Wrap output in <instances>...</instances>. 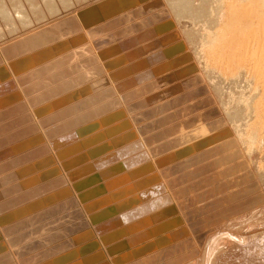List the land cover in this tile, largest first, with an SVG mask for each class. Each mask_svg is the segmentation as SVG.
<instances>
[{
	"label": "rangeland",
	"instance_id": "obj_1",
	"mask_svg": "<svg viewBox=\"0 0 264 264\" xmlns=\"http://www.w3.org/2000/svg\"><path fill=\"white\" fill-rule=\"evenodd\" d=\"M42 2L25 23L0 13V264H264V134L243 120L262 87L199 56L211 13L207 25L168 0ZM23 40L35 46L22 54ZM200 122L228 135L211 152L167 150Z\"/></svg>",
	"mask_w": 264,
	"mask_h": 264
},
{
	"label": "bare ground",
	"instance_id": "obj_2",
	"mask_svg": "<svg viewBox=\"0 0 264 264\" xmlns=\"http://www.w3.org/2000/svg\"><path fill=\"white\" fill-rule=\"evenodd\" d=\"M21 1V0H20ZM25 2H19L18 4L15 3L17 2L15 0H0V13L4 12V10L8 13H14L15 14H19L20 16L22 15L24 17V19L22 20L21 18H23L22 16L19 17V20H22V23L30 18V14L34 13L36 14L35 16H37V13H43V15H45V11L43 12V9L38 10L37 6L41 3V1H43V5L45 4L46 6H43L47 11L46 13H48L49 11L51 12H55L58 10L57 9V3H53L54 0H31L28 2H26V0H24ZM53 1V2H52ZM63 1V0H62ZM80 1V0H79ZM167 1V0H166ZM67 2V0H66ZM71 2V1H69ZM170 2V6L172 7H176L175 9L178 11V13L176 14H180L181 11H184V15H186L189 20H192L191 22H194L192 24H196L197 22H202L203 20H205V18L207 19L208 15L210 16L209 19V24L205 23L207 25H209V27L206 26L207 30L203 33L204 34V38L202 39V37L200 38L199 35L197 34L198 37L201 39V44H199L200 46V55L201 58L203 60L206 61V63L212 65V69L214 68L215 70H219L221 73H225L226 75H230V77H232V79H234L233 77L235 75H239L240 73L246 72L247 75L251 76L253 78V80L257 79L256 81H258V85L261 86L262 88H260V90L258 91L256 87V91L255 93L253 92V96L250 98V100H246L248 101V112H245V114H248V116L245 118H243L244 121H247V119L249 118L250 123H248L249 126V134L250 136L254 135V136H259L260 134H264V0H168V3ZM205 2V3H204ZM13 3H15L14 5H18V6H14ZM59 3V2H58ZM61 3V2H60ZM59 3V4H60ZM63 3V2H62ZM167 3V4H168ZM64 4V3H63ZM63 4H60L63 5ZM71 4V3H70ZM204 4V5H203ZM72 5V4H71ZM175 5V6H174ZM211 5V9L206 6ZM12 6V7H11ZM36 6V7H35ZM63 6H67L66 4ZM62 6V7H63ZM70 6V5H69ZM168 6V5H167ZM178 6V7H177ZM40 8V5H39ZM170 9V8H169ZM174 9V11H175ZM210 9V10H209ZM14 11V12H13ZM173 11V10H172ZM180 11V12H179ZM7 13L4 12L5 16L7 15ZM8 13V14H9ZM56 13V14H57ZM173 13V14H175ZM3 14V13H2ZM52 14V13H51ZM11 15V14H9ZM7 15V17L9 18L10 16ZM54 15V14H53ZM17 16V15H16ZM179 16H183V15H179ZM6 17V18H7ZM34 17V15H33ZM42 17V16H41ZM40 17V18H41ZM11 18V17H10ZM18 18V17H17ZM39 18V19H40ZM184 18V16H183ZM3 19V18H2ZM12 19V18H11ZM44 19V18H43ZM177 19V18H176ZM180 19V17H179ZM185 19V18H184ZM187 19V18H186ZM207 19V20H208ZM29 21V20H27ZM74 21V20H73ZM21 22V21H20ZM25 23V22H24ZM202 24V23H201ZM204 24V22H203ZM52 26V25H51ZM49 27V26H48ZM53 27V26H52ZM51 28V27H49ZM203 28V27H202ZM204 28V29H206ZM44 29V28H43ZM202 29V30H204ZM56 30V29H55ZM195 30V29H194ZM49 30L44 31L47 34L44 33V35L40 37L39 41H37L35 43L36 40H32V42L34 44H36L37 46H41L42 44H47L49 43V41L51 40L50 36H49ZM192 33L194 32L193 30H191ZM197 31V30H196ZM195 31V32H196ZM15 32V31H14ZM56 34V31H54ZM54 32H52L51 34H53ZM203 32V31H201ZM11 33V32H10ZM58 33V32H57ZM200 33V32H199ZM38 34V33H37ZM43 34V32H42ZM191 34V32H190ZM196 34V33H195ZM202 34V35H203ZM10 35V34H9ZM30 36V35H29ZM36 36V35H35ZM194 36V35H193ZM193 36H191L193 38ZM1 37V36H0ZM85 37V36H84ZM195 37V36H194ZM197 37V36H196ZM53 38V37H52ZM86 38V37H85ZM197 38V39H199ZM30 39V38H29ZM34 39V38H33ZM54 39V38H53ZM52 39V40H53ZM196 39V40H197ZM20 40V39H19ZM83 40V39H82ZM190 40V39H189ZM200 41V40H199ZM31 42V43H32ZM68 42V41H67ZM90 42V41H89ZM193 42V41H192ZM29 41H21L18 43V45H23V47L21 48L22 50V54L28 50V48L32 49L31 47L35 46H30L29 47ZM32 43V44H33ZM73 43V42H71ZM79 43V42H78ZM196 43V42H195ZM31 44V45H32ZM17 45V46H18ZM69 44L65 43L64 47H61V50L64 51L67 46ZM198 45V44H197ZM10 46V45H9ZM16 46V45H15ZM36 46V47H37ZM14 47V46H12ZM21 47V46H20ZM45 48V47H44ZM49 48V47H48ZM64 48V49H63ZM5 49V48H4ZM29 49L28 52H31V50ZM7 50V49H6ZM52 50V54H55L54 56L57 55V45H55V47L53 46V49L51 47ZM5 51V50H4ZM9 51V50H8ZM3 52V51H2ZM18 52V51H17ZM16 52V53H17ZM27 52V53H28ZM87 53V52H86ZM6 54V53H5ZM12 54V53H11ZM19 54V53H18ZM51 54V55H52ZM90 54V53H89ZM21 55V54H20ZM5 55L3 54L2 57H4ZM9 56L6 55V57ZM70 56V54H69ZM87 56V55H86ZM89 57V55H88ZM41 58V57H40ZM69 57H67L66 59L68 60ZM71 58V57H70ZM199 58V57H198ZM46 59V58H45ZM48 59V58H47ZM46 59V60H47ZM90 59V57H89ZM44 60V61H46ZM63 60L65 62H69V60ZM86 60V59H85ZM91 60V59H90ZM200 60V59H199ZM201 60V61H203ZM5 61V60H4ZM71 61V60H70ZM101 61V60H100ZM42 62V61H41ZM57 64L61 61H56ZM85 62V61H84ZM88 62V61H86ZM91 62V61H90ZM89 63H87L86 65L89 66ZM95 62V61H94ZM93 63V62H92ZM7 64V63H6ZM9 64V62H8ZM12 64V63H11ZM57 64L53 65L49 64L50 68L55 67ZM84 63L80 64V70L82 69V67H86L81 66ZM91 65V64H90ZM209 65V66H210ZM15 66L19 67L18 64ZM43 67V66H42ZM208 67V66H207ZM206 67V68H207ZM11 68V67H10ZM16 68V67H15ZM96 68V67H95ZM98 68V67H97ZM102 68V67H101ZM195 68V66H194ZM12 69H14V66L12 67ZM20 70V68H17V70ZM15 70V69H14ZM16 70V71H17ZM18 70V71H19ZM78 70V71H80ZM93 70L91 69V72ZM15 72V71H14ZM219 72V74H220ZM93 73V72H92ZM102 73V72H101ZM88 74V72L86 73ZM90 74V73H89ZM83 76H85L84 78H80L79 80L81 82L79 85H82L83 83H85L88 80V76L89 75H84L82 73ZM221 75V74H220ZM242 75V74H240ZM245 75V74H244ZM246 76V75H245ZM91 76H89L90 78ZM229 77V76H227ZM239 77V76H238ZM244 77V76H243ZM246 78V77H245ZM255 78V79H254ZM91 79V78H90ZM236 79V78H235ZM237 79H240L237 78ZM247 79V78H246ZM86 80V81H85ZM238 81V80H237ZM236 81V82H237ZM247 81V80H246ZM89 82V81H87ZM10 83V82H9ZM21 83V82H20ZM78 83H74L77 85V87L79 86ZM247 83V82H246ZM250 83V82H249ZM55 83H49L48 86L54 85ZM73 84V86H74ZM104 84V83H103ZM218 84V83H217ZM257 84H255L257 86ZM215 85V84H214ZM56 86V85H55ZM90 86V85H89ZM84 87V86H83ZM87 87V86H86ZM236 87V86H235ZM252 87V86H251ZM75 88V86H74ZM79 88V87H78ZM89 88V87H88ZM255 88V87H254ZM86 89V88H85ZM95 91V90H93ZM49 92V91H47ZM73 92V91H72ZM76 92V91H75ZM82 93H84L83 91H81ZM81 92H79L81 94ZM87 92V90H86ZM218 92V91H217ZM22 93V91H21ZM24 93V92H23ZM74 93V92H73ZM78 93V92H77ZM48 95L50 93H47ZM79 94V95H80ZM76 95V96H79ZM82 95V94H81ZM250 96V95H249ZM248 96V97H249ZM74 97V96H73ZM247 97V96H246ZM79 99V98H78ZM243 99V98H242ZM249 99V98H248ZM244 100V99H243ZM242 101V100H241ZM44 102V101H43ZM240 102V100H239ZM241 103V102H240ZM246 103V102H245ZM50 105V104H49ZM236 105V104H235ZM43 106V105H42ZM48 106V105H47ZM84 106V104H83ZM23 107V106H22ZM45 107V106H44ZM46 108V107H45ZM44 109L43 113H44ZM85 108V107H84ZM245 108V107H244ZM51 109V108H50ZM49 109V110H50ZM25 110V109H24ZM48 110V109H47ZM20 111V110H19ZM42 112V111H41ZM49 112V111H48ZM43 113L42 116H43ZM227 113V112H226ZM241 113V112H240ZM243 113V112H242ZM40 114V115H41ZM244 114V113H243ZM243 114L241 116H243ZM244 114V115H245ZM45 115V114H44ZM47 115V114H46ZM50 115V113H49ZM239 115V114H237ZM234 116H236L234 114ZM234 116L232 117L230 115V117L234 118ZM241 116H236V119L241 118ZM246 116V115H245ZM243 116V117H245ZM21 117V116H20ZM44 117V116H43ZM238 117V118H237ZM43 119V118H42ZM30 120V119H28ZM240 123H242V121L240 119H238ZM236 120V121H238ZM188 121V120H187ZM204 122V121H202ZM42 123V122H41ZM194 123V122H193ZM196 123V122H195ZM201 123V122H200ZM236 123V122H234ZM238 123V122H237ZM239 123V124H240ZM246 123V122H245ZM244 122L241 124L243 127V124H245ZM16 124V123H15ZM199 124V123H198ZM40 125V124H39ZM247 125V124H246ZM42 126V125H40ZM47 126V124H46ZM196 126V125H195ZM248 126V125H247ZM39 127V126H38ZM44 127V126H42ZM191 127V125H190ZM240 127V126H239ZM37 128V127H36ZM175 128V127H174ZM235 128V127H234ZM245 128V127H244ZM247 128V127H246ZM182 130H180V132L178 131V135L176 137H174L173 140H170L171 142H169L170 144L166 146L167 150H170L172 152L175 153H179L180 155L182 153H185L186 151H202V152H211L216 144L221 141V139L226 136H224L226 133L224 132H217L215 129V127H213V124H200L199 126H196V128H180ZM247 129V130H248ZM4 130V129H3ZM239 130V129H238ZM35 131V130H34ZM225 131V130H224ZM248 134V135H249ZM228 135V134H226ZM169 137V136H168ZM223 138V139H224ZM260 138V137H259ZM222 139V140H223ZM220 143V142H219ZM167 144V143H166ZM229 145V144H228ZM225 146V145H224ZM217 147V146H216ZM223 147V145H222ZM228 148V147H227ZM221 149V148H220ZM223 149V148H222ZM230 149V148H229ZM45 150V149H44ZM190 153V152H189ZM197 153V152H196ZM172 154V153H171ZM170 154V155H171ZM187 154V153H186ZM200 157V156H199ZM202 157V156H201ZM240 167V166H239ZM56 171V170H55ZM25 172V171H24ZM32 175V174H31ZM251 175V174H250ZM40 180V179H39ZM38 180V181H39ZM41 181V180H40ZM34 182V181H33ZM32 184V183H31ZM61 184V183H60ZM63 185V184H62ZM30 186V185H29ZM20 189V188H19ZM248 190V189H246ZM244 191V190H243ZM241 191V192H243ZM16 192V191H15ZM45 192V191H44ZM211 192V191H210ZM209 192V193H210ZM239 192V191H238ZM237 192V193H238ZM240 192V193H241ZM246 192V191H245ZM11 193V192H10ZM213 192H211L210 194H212ZM240 193L238 195V197L240 196ZM210 194H208L210 196ZM234 194V193H233ZM237 195L236 198L234 196L235 199H237ZM242 195V194H241ZM245 195V194H243ZM208 196V197H209ZM23 197V196H22ZM228 198V197H227ZM233 198V197H232ZM233 198V199H234ZM220 200V199H219ZM227 200V199H226ZM228 200H231L230 198ZM191 201H193V199H191ZM224 203L225 201L222 200ZM69 202V201H68ZM70 203V202H69ZM74 203V202H73ZM195 204V203H194ZM215 205V204H214ZM69 206V205H68ZM182 206V205H181ZM213 206V205H212ZM216 206V205H215ZM239 207L241 205H238ZM207 207V206H206ZM31 208V207H30ZM178 208V207H177ZM180 208V207H179ZM234 209H236L235 207H233ZM179 210V209H178ZM202 210V209H201ZM207 210V208H206ZM232 210V209H231ZM238 210V209H237ZM181 211V210H180ZM179 211V212H180ZM200 211V210H199ZM207 212V211H206ZM48 214V212H47ZM82 214V213H81ZM182 214V212H181ZM190 214V213H189ZM187 214V215H189ZM12 216V215H11ZM184 216V215H182ZM181 218V217H180ZM179 218V219H180ZM186 218V217H185ZM195 218V217H194ZM190 219V218H189ZM184 220V219H183ZM187 220V219H186ZM182 221V220H181ZM185 221V220H184ZM190 221V220H189ZM183 222V221H182ZM188 221H185V223ZM202 222V221H201ZM206 223V222H205ZM184 224V223H183ZM198 224V223H197ZM201 224V223H200ZM204 224V223H203ZM175 225V224H174ZM199 225V224H198ZM201 226V225H199ZM198 226V227H199ZM167 227V226H166ZM173 227V226H172ZM182 227V226H180ZM178 227V228H180ZM187 227V226H186ZM190 227V226H189ZM185 228L183 226L184 231H176L177 233L175 235H173L176 241L180 238H182L183 236L185 237L187 234H189L191 231H197L196 228L197 226H192L191 228ZM202 227V226H201ZM200 227V228H201ZM166 229V228H165ZM174 229V228H173ZM191 229V230H190ZM182 230V229H181ZM1 231V230H0ZM166 231V230H165ZM168 231V230H167ZM175 232V231H174ZM173 232V233H174ZM195 233V232H194ZM3 234V233H2ZM4 236V234H3ZM21 236V235H20ZM2 237V236H1ZM197 236L194 237V239ZM188 238V237H187ZM186 238V239H187ZM193 238V237H192ZM12 239V238H11ZM174 239V238H172ZM183 240L180 241L179 244H177V248L176 251L178 250H183L184 247H186L187 245H190L189 243L192 242V240L190 241L189 238L186 240L185 238H183ZM193 239V240H194ZM17 240V239H16ZM170 238H167V241H169ZM198 242L201 243L202 247V254L204 253V260L206 262L207 260V253L210 251V241L208 243H206L207 241V236L206 235H201L200 237H197L196 239ZM16 242V241H15ZM179 242V241H178ZM159 243V242H157ZM156 243V244H157ZM6 244V243H5ZM12 244V242L10 243ZM155 244V243H154ZM164 244V243H162ZM197 244V243H196ZM261 244V243H260ZM259 244V246H260ZM194 245V244H193ZM192 245V247H194ZM199 245V244H198ZM200 245V246H201ZM156 246V245H155ZM159 246V244H158ZM164 246V245H162ZM258 246V247H259ZM30 247V246H29ZM151 247V246H150ZM189 246H187L185 249H187ZM190 247V248H192ZM1 248V247H0ZM34 248V247H33ZM148 248V247H147ZM160 248V247H159ZM189 248V249H190ZM151 249V248H148ZM155 249V248H154ZM178 249V250H177ZM199 249V248H198ZM153 250V249H151ZM171 250V249H170ZM3 251V250H2ZM150 251V250H149ZM168 251V250H167ZM199 251V250H198ZM1 252V250H0ZM5 252V251H4ZM172 252V250H171ZM197 252V251H196ZM221 252V251H220ZM119 253V251H118ZM168 253V252H167ZM166 253V254H167ZM170 253V252H169ZM195 253V252H194ZM199 253V252H197ZM2 254V253H0ZM6 254V253H5ZM196 254V253H195ZM221 254V253H220ZM256 254V252H255ZM223 255V254H222ZM8 256V254L6 255V257ZM191 256V255H190ZM219 256V255H218ZM11 257V254H10ZM186 257V256H185ZM182 258L179 259V262H177L176 264H183L184 262H188V258ZM221 257V256H220ZM220 257H215L213 262L215 264V262L219 261L218 258ZM17 258V257H16ZM1 260H3L2 258H0ZM5 259V258H4ZM11 259V258H9ZM8 259V261H10ZM92 259V258H91ZM225 259V258H224ZM0 260V262H1ZM203 260V259H202ZM4 261H7L4 260ZM212 262V263H213ZM19 263V262H18ZM2 264V263H1ZM5 264V263H4Z\"/></svg>",
	"mask_w": 264,
	"mask_h": 264
}]
</instances>
